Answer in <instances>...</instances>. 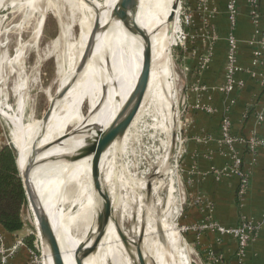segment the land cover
<instances>
[{"label":"bare ground","instance_id":"bare-ground-1","mask_svg":"<svg viewBox=\"0 0 264 264\" xmlns=\"http://www.w3.org/2000/svg\"><path fill=\"white\" fill-rule=\"evenodd\" d=\"M64 1L69 5L72 16H77L80 29L78 42L70 43V48L68 47L72 54L74 50L78 55L83 54L92 31L95 27L101 30L97 36L93 34V44L89 53L91 61L88 63L89 67L84 73L82 83L79 85L73 81L69 83L65 81L63 85L68 84L70 89L61 99H52L55 108L50 114L38 145L54 143L57 139L59 142L52 144L45 151L47 154L44 153V157L41 155L42 157L37 158L31 170V178L54 229L64 264H75L78 247L81 244L89 247L98 233L101 202L91 179V156L75 161L66 158L75 154L84 145L88 131L93 126L106 127L124 105L141 69L143 42L139 35L128 30L112 16L111 11L117 0H104L103 3L96 0ZM173 2L174 0L130 2L133 24L149 33L150 76L144 98L130 127L101 155L100 180L110 196L112 215L95 250L83 259V264H138L139 235L141 236L139 248L147 264H190L188 257L182 252V240L176 225L170 221L171 215L175 213L173 207L175 203L172 202L174 196L172 174L175 172L167 165V161L171 151L177 108L170 44L180 8L179 1L174 18L169 21ZM63 28L64 26L62 30ZM59 41L60 37H57L53 41L54 45H58ZM100 44L108 64L107 69L106 62L103 63L102 71L99 63ZM84 95L88 97L89 111L82 118L78 107ZM148 104L151 107L149 111L156 117L152 127L164 135V139L161 140L163 154L159 160L157 159L156 169L151 176L135 177L123 163L122 152L125 150L129 129L144 114L145 106ZM13 118L10 121L12 144L18 154L17 163L21 171L39 132L40 121L33 120L22 124L20 117ZM66 126L72 128L63 137ZM61 140L62 143L59 144ZM51 157H54V162H50ZM166 185L167 196L165 194V199H162L160 191ZM163 203L160 215L156 209ZM64 206L68 207L66 212ZM28 208L32 224L36 225L29 205ZM124 223L128 224L127 229L124 228ZM36 234L39 239L37 230ZM44 264H52L47 250H44Z\"/></svg>","mask_w":264,"mask_h":264},{"label":"rangeland","instance_id":"rangeland-1","mask_svg":"<svg viewBox=\"0 0 264 264\" xmlns=\"http://www.w3.org/2000/svg\"><path fill=\"white\" fill-rule=\"evenodd\" d=\"M96 1L103 3L104 0ZM180 5H183V0H180ZM42 13L45 14L44 25L39 36L35 38L34 33ZM178 13H180V11ZM0 22V59L2 60L0 62V150L4 147L11 148L16 156L17 163L18 154L12 144V123H10L13 116L15 115L14 118L17 119L20 117L19 119L22 124L33 120L41 121L43 113L51 103L50 98L51 101L52 99H61L62 97L57 98L55 94L58 93V91H61V89L63 90L65 86L66 88L68 86L66 91L70 89L68 84L63 85L65 81H68V83L69 81H73V83L79 85L82 83L84 73L89 67L88 63L91 59L89 60L90 55H88L84 62V66L78 74H76V69L83 54L78 55L77 52L74 53L76 50H74L72 54L69 45L70 43L75 44L78 42L80 29L77 16H72L69 11V5L66 4L64 0H0ZM66 23H68V25ZM60 26H64L63 29L68 31H66L64 36L60 31ZM179 28L180 23L178 19L172 42L170 44V62L174 78L175 101L177 107L176 122L174 126L179 135L181 145L176 157L174 156L171 159L169 165L175 172V174H172L174 181V196L172 202L175 203L172 204L175 213H173V216L171 215L170 221L176 225L182 240V252L183 254H186L190 264H225L224 255L217 250V247L213 245L206 247L199 243L197 238L196 240L189 241L188 237L189 232L197 230L198 233H196V235L208 231L217 233L215 238L216 245L221 244L222 239L221 236H218L217 229L218 226L222 224L217 223L213 218V203L201 192L192 194L188 191V189L191 188L190 186L194 183L192 178L188 176L197 175L198 177H203L202 179H205L208 175L212 176L215 180H218L220 177L226 175L221 172L222 169L214 166L204 171L200 170L198 165H196L195 160L188 169H186L184 165L185 156L187 155L186 130L189 123L187 117L189 111L187 79L189 77V72L195 74V79L198 72L195 69L188 72V67L186 68L183 62L185 61V52L187 51H190L191 57L197 56L199 58L204 54L200 53L199 55H196L194 44L200 40H196L195 37L198 38V35L195 36L192 32L189 35V40L183 46H180L179 44L175 45L177 40L176 33H178ZM57 37H60V43L54 45L53 41ZM21 46H23L21 56L15 58ZM98 49L100 70L102 71L103 63L106 62L107 69L108 64L101 44ZM60 67L62 68L60 69ZM58 70L61 72L59 73ZM19 96L22 97V104L17 102ZM208 106L209 105L203 103L198 105V107L203 109L208 108ZM54 108L55 104L53 105V109ZM149 108L151 109L149 104L145 106L144 114H142L129 129L127 136L128 140H126L124 145L125 150L122 152L123 163L128 166L129 171L135 177L151 176L152 172L156 169L157 161L163 154L161 140L164 139V135L152 127L153 123L156 121V117L151 114ZM78 111L82 118L87 115L89 106L88 97L86 95L82 98ZM204 112L210 113L212 110ZM8 117H10L11 120ZM71 128L72 126H66L63 137ZM204 139L208 138L204 137ZM62 140L59 144L62 143ZM48 148L43 150L37 158L44 157V153L47 154L45 151H47ZM49 160L50 162L55 161L54 157L49 158ZM18 176L20 177V175ZM165 180H167V177ZM166 187L167 185L160 191L162 199H165L167 196L166 193L168 192V188ZM190 199L192 200V204L196 203L198 207H204L200 208L204 210V217L202 220L203 225L199 224L198 226L196 224L192 225L185 222V211L186 207H189L187 204H191V201H189ZM163 207L164 203L156 209L158 210V214L161 215V209ZM63 208H66L64 210L65 212L68 210L67 206H64ZM178 208L179 210L177 211L176 209ZM19 215L22 222V229L20 236L18 237H24L26 245H28L26 239L29 240L30 237H33V243L37 241L38 248H40V242L36 231L33 227L32 229L30 228V226L33 225V222L31 221L32 217L26 203V198L20 205ZM222 226L227 229L234 227ZM124 228H128L127 223H124ZM231 239L235 240L232 237ZM235 245L236 252V240ZM248 245L243 251L244 256L241 264H243ZM235 252L233 253L235 258L234 264H238Z\"/></svg>","mask_w":264,"mask_h":264},{"label":"crops","instance_id":"crops-1","mask_svg":"<svg viewBox=\"0 0 264 264\" xmlns=\"http://www.w3.org/2000/svg\"><path fill=\"white\" fill-rule=\"evenodd\" d=\"M197 3L198 0H183V8L185 11H190L193 17L191 27L187 29L195 36L198 35V38L195 37L196 40H200L194 44L196 55L210 52V56L207 65L198 72L195 79V74L189 71L197 70L199 58L191 57L190 51L185 52L183 64L186 68L188 67L189 72L187 79L189 123L186 130L187 155L184 165L188 169L195 160L198 168L204 171L212 166L223 169L230 164V158L225 153V146L219 140L220 121L230 100H233V103L226 114L231 118L232 134L244 137L247 141L251 136L264 137V118L259 121L256 117V113L261 110L264 116V62L257 66L251 64L253 51L258 46L256 43H251V40L264 42V0H258L259 11L262 14L259 25L260 34L255 33L250 19L249 0H238L240 17L234 32L238 39L239 70L235 76L244 81V86L228 94L219 90V86L224 83L225 37L228 30L226 0H210L206 12H199ZM213 36L215 39L211 40ZM202 103L209 105L208 108L198 107ZM206 109L212 112L205 113ZM236 148L242 159L240 171L249 177L248 192L242 203L238 197V175L230 174L218 180L208 175L205 179L197 175L188 176L194 181L188 191L192 194L198 192L205 194L214 205V220L225 226L237 225L241 216L253 222H261V214L264 210V148L252 151L248 147V142L237 143ZM189 201L191 204H187L189 207H186L185 222L203 225L204 210L200 209L203 206L198 207L196 203L192 204L191 199ZM0 233L3 246L8 247L16 237L20 236L21 230L11 233L0 227ZM196 233H198L197 230L189 232V241L197 238L198 242L206 247L211 245L217 247V250L224 255V263L234 264L235 240L228 235L218 233L222 239L221 244L216 245L217 233L211 231L199 235ZM28 247V245L21 247L8 264H23L28 258ZM243 264H264V220L261 222L258 235L247 247Z\"/></svg>","mask_w":264,"mask_h":264},{"label":"water","instance_id":"water-1","mask_svg":"<svg viewBox=\"0 0 264 264\" xmlns=\"http://www.w3.org/2000/svg\"><path fill=\"white\" fill-rule=\"evenodd\" d=\"M129 1L131 2L132 0H117L116 4L113 6L111 13L116 20H119L128 30H130L133 33H136L142 39L143 42L142 65L136 83L132 91L128 95L124 105L117 112L114 119L106 127L93 126L88 131L89 132L88 137L86 136L84 145L78 151H76L75 154L70 155L69 157L66 158L69 161H75L86 156H91V168H90L91 179L94 190L101 202L100 204L101 217L99 218L98 221L99 222L98 233L89 247H85L83 244H81L78 247L75 254L76 255L75 264H83V259L88 254L92 253L95 250L97 243L102 236L103 230L112 215L110 196L106 188L101 184V180H100L99 162L101 155L114 141L119 140L125 134L127 129L130 127V124L132 123L133 119L138 113V110L144 98L150 76L151 44H150L149 33L141 29L137 25L133 24L132 15H131L132 10H130L131 6ZM179 1L180 0H174L172 4V12L169 15V21L173 20L175 14L174 11L176 10ZM44 21H45V14L42 13L41 19L34 33L35 38H37L41 33V30L44 25ZM100 30H101L100 28L98 29L97 27H95V29L92 31L90 38L88 39L84 53L82 55V58L76 69V74H78V72L82 69L87 56L91 52V48L93 44V38H92L93 34H96L97 36ZM60 31L61 33L64 31V29L62 30V26H60ZM65 31L63 34L66 33ZM22 48L23 46L20 47V50L15 56V58H19L21 56ZM65 92H66V87H64L63 90L58 91V93H56L55 96L57 98H61L63 97ZM53 100L48 105L46 111L43 113L41 117L39 132L32 143V147L28 154L24 167L21 169V171L19 170L20 168L18 163H16V167L19 171V175L21 178V183H22V188L24 190L26 203L27 205L30 206L35 219L36 225L33 224L30 226V228L32 229L33 227L35 231L36 230L38 231L39 241L43 251V256H44V250H47L48 254L50 255L52 264H64L54 229L52 227L48 214L46 213L34 189L31 178V170L37 162L38 155L52 144L59 142L58 141L59 139H57L56 141H54V143H50L47 145H38L41 136L44 132V128L52 112L54 105ZM17 102L22 104L21 96L18 97ZM171 142H172L170 147L171 151L168 157L167 165H170L171 159L174 157L175 150L177 147V131L175 126L172 132ZM149 191H150V184L148 183L147 193H149ZM140 242H141V236L139 235L138 245H137L138 264H147L139 248Z\"/></svg>","mask_w":264,"mask_h":264},{"label":"built area","instance_id":"built-area-1","mask_svg":"<svg viewBox=\"0 0 264 264\" xmlns=\"http://www.w3.org/2000/svg\"><path fill=\"white\" fill-rule=\"evenodd\" d=\"M210 0H198L197 10L199 12H206L208 9ZM251 5L250 19L254 25L255 33L260 34L259 25L262 21V14L259 11L258 0H249ZM179 22L180 30L177 34V40L175 45L183 46L188 40L190 32L187 31L188 27H191L193 23V17L190 11H185L182 5H180ZM226 16L228 22L227 35L225 37L226 52L224 59V83L219 86V90L225 94L234 93L236 90H240L244 86V81L235 76V73L239 70L237 65V49L238 39L235 36V28L240 17L238 10V0H226ZM215 37H211V40ZM251 43L258 44L257 48L253 51V58L251 61L252 66H257L264 62V42L262 40H251ZM210 52L199 57L197 72L201 71L209 61ZM233 100H230L225 107V111H229ZM203 109V108H202ZM205 109V108H204ZM208 111V109H206ZM223 114L219 125L220 143L225 146V153L230 158V164L222 169L225 175L236 174L239 176L238 197L242 203L247 195L249 188V177L240 171L242 159L237 151L236 145L240 142H248L250 150L255 151L257 148H264V137H249L248 141L241 136L232 134V123L226 114ZM256 117L259 121H262L264 116L262 110L256 113ZM181 142L179 141V135L177 133V147L175 150V157L178 153ZM262 220H264V210L261 214ZM261 220V222H262ZM261 222H253L245 216H241L238 224L230 229L218 226V233L228 234V236L234 238L237 243V250L235 252L236 261L241 264L243 258V251L245 247L253 241L260 230ZM40 242V241H39ZM24 237H16L11 245L8 247L3 246L2 236L0 233V264H8V261L13 258L18 250L25 246ZM38 248L37 241L33 243V247H28V258L23 264H44V256L41 245Z\"/></svg>","mask_w":264,"mask_h":264},{"label":"trees","instance_id":"trees-1","mask_svg":"<svg viewBox=\"0 0 264 264\" xmlns=\"http://www.w3.org/2000/svg\"><path fill=\"white\" fill-rule=\"evenodd\" d=\"M18 175L14 151L9 147L2 148L0 150V227L11 233L22 229L19 209L25 200V194ZM32 238L26 239L31 248Z\"/></svg>","mask_w":264,"mask_h":264}]
</instances>
